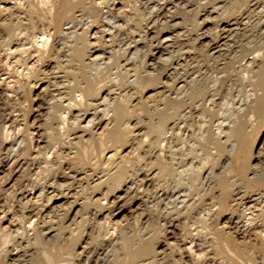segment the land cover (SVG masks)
I'll return each mask as SVG.
<instances>
[{
  "label": "bare ground",
  "instance_id": "obj_1",
  "mask_svg": "<svg viewBox=\"0 0 264 264\" xmlns=\"http://www.w3.org/2000/svg\"><path fill=\"white\" fill-rule=\"evenodd\" d=\"M117 1L0 0V70L8 75L0 79V264L30 248L46 264L61 263L60 248L64 264H99L105 253L87 245L106 243L99 239L111 228L109 239L126 251L123 264H225L214 256L220 251L260 264L252 259L258 251L264 264V0H148L140 19L130 15L136 0H120V11ZM181 12L194 14L187 34L182 22L170 25ZM161 19L166 26L157 29ZM235 81L251 87L237 99ZM28 87L45 96L44 127L33 131L20 107ZM156 91L160 99L150 103ZM220 112L217 132L195 136L210 148L197 165L187 136L194 120L210 126ZM227 153L229 171H219ZM170 174L178 175L171 187L159 180ZM123 188L132 194L127 202L139 198L143 207L132 235L112 224ZM59 196L73 198L64 212L54 209ZM167 198L178 218L160 217L148 230ZM79 205L82 220L65 225ZM194 213L206 232L189 226ZM181 216L189 217L175 239Z\"/></svg>",
  "mask_w": 264,
  "mask_h": 264
},
{
  "label": "rangeland",
  "instance_id": "obj_2",
  "mask_svg": "<svg viewBox=\"0 0 264 264\" xmlns=\"http://www.w3.org/2000/svg\"><path fill=\"white\" fill-rule=\"evenodd\" d=\"M157 1H159V6L161 5L160 3H162V1L161 0H157ZM203 1H205V0H203ZM136 2H138V3H136ZM143 2H145V3H143ZM148 2V0H136L135 2H131L130 4H136V7L138 8V10L136 11V10H133V12L132 13H130V15L132 16V17H134V18H139L140 19V15L138 14V13H141L142 11L144 12V13H147L148 11H149V8H150V6H152L151 4H148L147 3ZM145 4H147V5H145ZM141 5V6H140ZM149 5V6H148ZM145 8H144V7ZM158 6V7H159ZM122 6H121V3H120V0H118L117 1V11H120V9L122 10L123 8H121ZM142 7V8H141ZM149 7V8H148ZM119 9V10H118ZM140 9H142L141 10V12H140ZM141 14H143V13H141ZM138 15V16H137ZM181 15V16H180ZM183 16H184V18H183ZM190 16H191V18H190ZM204 15H201V18L203 19L204 17H203ZM190 18L191 20L194 18V14L192 15V14H190V15H188L187 17H185V14L183 15L182 14V12H181V14H179V16H178V18H177V20L175 19L173 22H171L170 23V25L171 24H173L174 22H179V23H181V28L179 29V30H181V32H184V34H187V32H190V30H189V28L190 29H192L193 27V21H191L190 19H188V20H190V21H188L186 18ZM170 18V17H169ZM201 19V20H202ZM165 19H161L160 21L162 22H160V23H158L157 25V29H159V28H161L162 27V24L163 25H165V22L166 21H164ZM192 22L191 23V26L189 25L190 23H188V22ZM190 27H189V26ZM166 26V25H165ZM186 27V28H185ZM175 29V28H174ZM174 29H172V28H168V29H166V31H168V32H172V30H174ZM189 30V31H187V30ZM178 30V31H179ZM177 31V30H176ZM186 31V32H185ZM4 71H1L0 70V79L1 78H4V76H5V78H7L8 77V75H7V77H6V75H3L2 73H3ZM6 72V71H5ZM3 76V77H2ZM12 78H13V80H12ZM12 78H10L8 81H11V84H12V82L14 81V80H16V78L15 77H12ZM240 83V85H241V87H240V85H239V83ZM15 83V82H14ZM13 83V84H14ZM235 83V84H234ZM238 83V84H237ZM245 83V84H244ZM248 83V82H247ZM212 85H213V83H211ZM233 84V85H232ZM231 85L234 87V89L235 88H237V89H235L236 91H235V95H236V99L237 98H239V94H237L236 92L238 91V93H239V91H240V88H241V90L243 91V90H247L248 91V89H250L251 87L250 86H248V84L246 85V82H243V81H235V82H233ZM236 84H237V86H236ZM243 84V85H242ZM236 87H235V86ZM239 86V87H238ZM249 87V88H248ZM161 90V89H160ZM158 91V90H157ZM156 91V92H157ZM27 97H28V101H26L25 103H23V105L21 104L20 105V107H22V108H24L23 110L25 111V113L23 112V111H21L23 114L22 115H24V114H26V117L24 118L25 120H26V122H28L29 123V127H30V130H35L36 129V127L38 126V125H41V124H43V127H44V119H45V117H47L46 115L47 114H45L44 112H45V110L43 109V103H44V101H45V96H44V94H41V95H43V96H41L39 93H38V91H36L35 92V90L33 91V92H31V90L29 89V87L27 88ZM155 92V93H156ZM38 93V94H37ZM150 94V93H149ZM152 94H153V92H152ZM40 95V96H39ZM154 95H157V96H155L151 101H149L150 103H154L155 101H157V100H159L160 99V95L161 94H159L158 92H157V94H154ZM234 95V96H235ZM233 96V97H234ZM37 97V98H36ZM227 98V97H226ZM227 99H230L231 101H232V98H231V96H228V98ZM226 100V99H225ZM236 102V101H235ZM42 103V104H41ZM38 104L40 105V106H42V107H38V109H37V106H38ZM207 104V103H206ZM26 105V106H25ZM25 106V107H24ZM237 106V104H235V106L234 107H236ZM224 107V110L225 109H230V108H232L231 107V105H229L227 108H225L226 106H223ZM230 107V108H229ZM38 111V112H37ZM221 111V110H220ZM222 112H223V109H222ZM19 114V112L17 111H15V113H14V115L15 114ZM220 114V115H219ZM225 115V114H224ZM224 115H222V113L220 112V113H218L217 114V116L215 117V119H214V123L212 124V125H204V127H203V125H201V124H199L197 121L198 120H194V123H193V129H191V131H190V133L188 134V136H187V141L189 142V145H192V143H194V145H196V146H193L194 147V149L192 150L193 152H191V154H189L192 158H194L195 159V162L197 161L198 162V164H197V162H196V164L197 165H199V161L201 162L202 161V163H204L205 162V156H207L208 154H209V151H210V148H209V145L208 146H205L203 143H200V138L199 139H197V137H195L196 135L197 136H201V135H199V134H204V135H207V137L209 138L210 136H211V134L213 133V132H217V128H218V123L221 121V120H223L224 119ZM39 116V117H38ZM42 116H44V117H42ZM221 116H222V118H221ZM37 117H38V119H37ZM22 118V117H21ZM34 118V119H33ZM41 118V119H40ZM207 118L209 119V117L207 116ZM220 118H221V120H220ZM40 119V120H39ZM203 119V121H205V119L206 118H202ZM217 119H219V120H217ZM35 120V121H34ZM34 122V123H33ZM31 123H33V124H31ZM35 123H36V125H35ZM226 123V122H225ZM38 124V125H37ZM216 124V125H215ZM202 127H201V126ZM35 126V127H34ZM196 126V127H195ZM200 126V127H199ZM32 127V128H31ZM197 127H199L202 131H200V129L199 128H197ZM206 129V130H204V129ZM196 129H197V132H196ZM198 129H199V131H198ZM216 131H215V130ZM203 130H204V132H203ZM214 130V131H213ZM195 131V132H194ZM206 131V132H205ZM200 132V133H199ZM255 133H257V131L255 132ZM258 133H259V131H258ZM195 134V135H194ZM36 135V134H35ZM255 134H253L252 136H251V142H254V137H256V136H254ZM260 136V139L264 136V129H262L261 131H260V134H259ZM224 136V137H223ZM37 137V136H36ZM190 139H192V140H189V138ZM223 138V139H222ZM259 139V140H260ZM221 140L225 143V141L227 142V138H226V135L223 133L222 135H221ZM225 140V141H224ZM258 140V141H259ZM193 141H195V142H193ZM228 144H229V146H230V148H231V145H230V142H228ZM7 145H9V144H7ZM236 148H237V146L234 148V151H235V153H236ZM214 151V150H213ZM233 151V152H234ZM254 152H255V154L257 155V152H256V149L254 148ZM256 155H254V156H256ZM202 156H203V158H202ZM227 156V157H226ZM230 157H233V155L231 156L230 155ZM223 161V162H222ZM227 162V163H226ZM229 162H230V160H228V153H227V155L226 154H224V155H222V157H221V164H220V166H219V171H222V170H226V171H229L228 169H226V167H227V165H229ZM257 162V161H256ZM255 161L253 162V164L254 163H256ZM259 165V164H258ZM221 166H222V168H221ZM230 166V165H229ZM158 165L156 166V168H155V172H157L159 169H158ZM229 169H230V167H229ZM6 172H4L3 174H5ZM197 173V172H196ZM196 173H193L192 172V175L191 176H193V177H195L196 176ZM248 173H250V171L248 172ZM2 174V175H3ZM238 174V175H237ZM240 173L235 169V170H233L232 171V175L233 176H235V178H241L240 177V175H239ZM172 175H174V174H170V175H163V176H161L160 178H159V180L161 179V181H162V183L163 184H169V187H171V183L173 182H175L178 178V175H175V177L173 176L172 177ZM193 177H191L189 180H188V184H187V192H189L190 193V195L192 196V197H195V196H198L197 195V191L196 190H194V188L192 187V183L191 182H193L194 181V179H193ZM164 178V179H163ZM174 178V179H173ZM176 179V180H175ZM163 180H164V182H163ZM169 180H171V181H169ZM175 184V183H174ZM240 186L243 188V189H245L246 187L244 186V184L243 183H240ZM6 187H7V191H9V184L8 185H6ZM5 187V188H6ZM126 188V187H125ZM125 188H123L121 191H119V193L117 192V195H121L122 196V199H121V204L119 203L118 204V209H120V210H116L115 212H118L119 214H118V216L115 218L114 217V219H113V223L112 224H121L125 229L124 230H126V228H127V230H126V233H130V232H132L130 235H132V234H135V233H138V231H137V229L135 228V226L132 224V222L133 221H135L136 220V218H135V216L137 217L139 214H140V212H141V209H143V207L140 209V206H138L139 205V203L138 202H140V200H139V198H135L134 200H132V201H130V200H128V202H127V200H126V198L127 199H129L130 198V196L132 195H130L129 197H126V194H125V192H124V190H125ZM124 196H123V195ZM195 194V195H194ZM5 196V195H4ZM6 197V196H5ZM60 198H61V200H58V201H56L54 204L55 205H57L54 209L55 210H57V211H59V212H64V210H67V208L68 207H70L69 205V201H72L73 200V198L71 197V200L69 199V200H67L66 198H67V196H59ZM4 197H3V195H2V197H1V202H3L4 203ZM63 200V201H62ZM66 200V201H65ZM167 200V201H166ZM166 200H164V201H161L160 203H159V206H160V208H159V210H155L154 212H153V216L155 217H153V222H152V225L151 224H149L148 226L149 227H147L148 228V230H149V228H151L150 230L152 231V230H155V227H157V224L155 223V222H158L159 221V218L161 217V219H164V218H162V217H166V219H168L169 218V220H171L172 218H178V217H176L177 215V212L175 211V209H173V207H175L174 206V204L171 202V199H169V198H167ZM67 202V203H65V202ZM82 200H80V202H81ZM124 201V202H123ZM134 201V202H133ZM64 202V203H63ZM106 202V199H103L102 200V203H104V204H106L105 203ZM126 202V203H125ZM127 203H128V205H127ZM132 203H134V204H132ZM155 203H156V201H155ZM53 204V205H54ZM66 204V205H65ZM123 204V205H122ZM137 204V205H136ZM161 204V205H160ZM1 205V204H0ZM120 205V206H119ZM164 207H163V206ZM168 205V206H167ZM62 208H61V207ZM65 206V207H64ZM68 206V207H67ZM133 206V207H132ZM166 206V207H165ZM78 207V208H77ZM75 209H74V211L72 212V214H70V218H69V220L66 222V224L65 225H72V227H76L77 225H76V223H78V220H79V222L82 220V213H83V208H81V206L79 205V206H77ZM131 207V208H130ZM169 207V208H168ZM171 207H172V209H171ZM134 208V209H133ZM136 208H137V210H136ZM139 208V209H138ZM168 208V209H167ZM160 209H162V212H164L163 213V215H162V213H161V210ZM78 210H79V212H82V213H80L79 214V212H78ZM135 210V211H134ZM169 210V211H168ZM87 211V210H86ZM86 211H84V212H86ZM93 211V210H92ZM160 211V212H159ZM171 211H172V213H171ZM157 212V213H156ZM165 212H167V213H165ZM160 213V214H159ZM176 213V214H175ZM202 213H204V210L202 211ZM76 214V215H75ZM77 214H79V215H77ZM198 213H194V214H192L190 217L191 218H189V221L190 220H192V221H188L189 222V224L191 223H193L192 225L190 224H188L189 226H191L192 228L194 227V228H199V229H201L202 228V223H201V221H199V219H197L198 218V216H199V218H200V215H201V213H199L198 215H197ZM75 215V216H74ZM165 215H167V216H165ZM170 215H172V217L170 216ZM170 216V217H169ZM195 216H196V218H195ZM76 219H75V218ZM81 217V218H80ZM156 217L158 218L157 220H155L156 219ZM189 217V216H188ZM188 217L187 218H183V216H181V217H179V220H180V224L177 226V230H175L176 232H175V236H174V238L176 237V238H180V234H181V229H182V227H184L183 225H185L184 223L188 220ZM193 217H194V219H197L196 221H194V219H193ZM107 217H103V219H104V221H107V219H106ZM135 218V219H134ZM182 218L184 219V221L182 220ZM71 219V220H70ZM72 219H74V220H72ZM81 219V220H80ZM106 219V220H105ZM76 220V221H75ZM115 220V221H114ZM182 220V221H181ZM74 222H76V223H74ZM116 222H119V223H116ZM130 222H131V225L133 226V228L131 229V225H130ZM179 222V221H178ZM182 222V223H181ZM194 222H196V224L194 223ZM198 222H200V223H198ZM177 223V222H176ZM73 224H75V225H73ZM153 224L155 225V226H153ZM183 224V225H182ZM126 225V226H125ZM128 225H129V227H128ZM112 226V225H111ZM151 226H153L154 228H152ZM130 228V229H129ZM70 229V227H68L66 230H67V232H65V235L66 236H69V230ZM129 229V230H128ZM131 230V231H130ZM133 230V231H132ZM201 230H203V229H201ZM130 231V232H129ZM178 231V232H177ZM203 231H205V229L203 230ZM113 232V229L111 228V230L109 231V233H108V235L107 234H105L104 232L101 234V237H100V239L99 240H101L102 238H104L105 240H106V243H105V241L104 242H100V244L102 245V246H104V247H102L101 245H99V243H98V241H95L93 244L91 243V245L89 244V245H87L88 247L90 246V247H92L93 245H98L100 248H101V250L105 253V254H102V257H103V255H104V257H103V259H100L101 261L99 262V264H103V262H105V260L107 259V257H108V259H107V263L108 264H123V260H124V258H125V255H126V251H125V249L123 248V246L121 245V243H117L115 240L116 239H114L113 241H112V239H109L110 238V235H112V234H110V233H112ZM125 232V231H124ZM206 232V231H205ZM32 233V232H31ZM179 235H178V234ZM51 235H53V233L51 234ZM50 235V236H51ZM109 236V237H108ZM177 236H179V237H177ZM175 238V239H176ZM50 239H53V238H50ZM109 239V240H108ZM54 241H56V243L57 244H59V241L61 240V238H59V240H56V239H53ZM108 240V241H107ZM171 240H174L173 238L171 239ZM114 241L116 242V243H114ZM120 241V240H119ZM118 241V242H119ZM64 242V241H63ZM63 242H62V240H61V245L59 244V247H61L62 246V244H63ZM113 242V243H112ZM104 243V244H103ZM86 244V241L84 242L83 241V243H82V245H85ZM117 244V245H116ZM105 245H106V247H105ZM109 246V247H108ZM99 247H98V249H99ZM108 247V248H107ZM118 247V248H117ZM121 248V249H120ZM164 248H166V247H164ZM104 249L105 250H107V251H104ZM117 249V250H116ZM29 250H32V252L31 251H29ZM28 251H24V250H20V249H14L13 250V252H12V256L10 257V258H8V264L10 263V264H13V263H15V264H46V262H44L45 261V258H44V255L42 254V252L39 250V249H35V248H30ZM79 250H81L80 248H79ZM255 250V249H254ZM253 250V251H254ZM20 251H24V252H20ZM63 249L62 248H60L58 251H56L55 253H56V259H58V260H60L61 261V263H65L66 261H64V258L66 257V255H62L63 254ZM115 251V252H114ZM119 251V252H118ZM121 251H123V253H121ZM252 251V252H253ZM106 252H108V253H106ZM258 252V251H257ZM257 252L256 251H254L253 252V257H252V259H255L256 261H257V263L258 262H260V264H262L263 263V257H262V255L260 254V253H258L257 254ZM15 253V254H14ZM25 253H28V254H25ZM109 253H110V255H109ZM115 253H116V255H115ZM119 253V254H118ZM121 253V254H120ZM216 253V251L214 252V254ZM224 253V254H223ZM228 252L226 251H220L219 253L217 252L216 253V255H214L213 253H212V255H214L217 259L219 258L220 260H224V258H225V260H227L226 258H228V260H229V263H228V260L227 261H223V262H225V264H247V263H242L240 260L239 261H237V260H232L231 259V261H230V258H229V256H228V254H227ZM254 253H255V255H254ZM19 254L21 255V254H23L24 256H20V257H22V259L20 260V257L18 258V257H16L17 255L19 256ZM217 254H219V255H217ZM121 255H123V256H121ZM257 255H258V258H257ZM14 256V257H13ZM107 256V257H106ZM121 258V260L120 259H118L119 257ZM223 256H225L224 258H223ZM25 257V258H24ZM111 257V258H110ZM247 257V256H246ZM105 258V259H104ZM244 258V260H246V259H248V258H245V257H243ZM261 258V259H260ZM10 259H11V261L14 259V262H10ZM24 259H25V261H24ZM218 259V260H219ZM257 259H259V260H257ZM23 260V261H22ZM118 260H119V262H118ZM220 260H219V262H220ZM16 261V262H15ZM21 261V262H20ZM23 262H25V263H23ZM27 262V263H26ZM42 262V263H41ZM105 262V264H107ZM60 262H59V264H61ZM248 263L249 264H252V263H250V261H248ZM259 264V263H258Z\"/></svg>",
  "mask_w": 264,
  "mask_h": 264
}]
</instances>
